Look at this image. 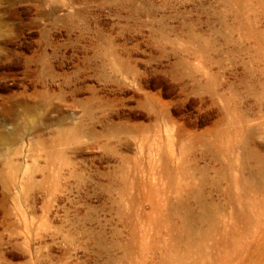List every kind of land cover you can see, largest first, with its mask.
<instances>
[{
    "label": "rangeland",
    "instance_id": "1",
    "mask_svg": "<svg viewBox=\"0 0 264 264\" xmlns=\"http://www.w3.org/2000/svg\"><path fill=\"white\" fill-rule=\"evenodd\" d=\"M0 264H264V0H0Z\"/></svg>",
    "mask_w": 264,
    "mask_h": 264
}]
</instances>
